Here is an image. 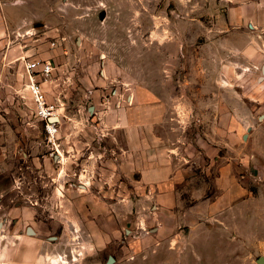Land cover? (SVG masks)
Masks as SVG:
<instances>
[{
  "label": "rangeland",
  "instance_id": "1",
  "mask_svg": "<svg viewBox=\"0 0 264 264\" xmlns=\"http://www.w3.org/2000/svg\"><path fill=\"white\" fill-rule=\"evenodd\" d=\"M174 8L167 0H27V41L24 32H15L6 50L18 51L0 55L1 190L5 203L27 207V227L36 228L44 253L59 264H106L109 257L117 260L112 264H153L149 258L137 262L156 248L149 201L140 203L127 181L91 182L88 177L98 120L89 110L91 102L77 93H88V88L111 97L128 83L158 86L176 107L183 134L193 145L189 149L197 135L210 147L209 156L184 173L192 181L182 188V207L187 211L194 201L191 192L204 188L210 200L222 194V210L200 209L197 221L208 230L202 225L194 234L197 221L190 220V213L185 220L168 222L161 238L193 244L181 264H257L264 259V84L256 81L259 71L252 70L264 64L262 39H257L256 53L250 44L248 56L221 48L211 59L199 51L204 39L195 24L185 40L188 53L182 54L180 40L168 34L179 25L167 21L175 18ZM149 31L159 36L152 38ZM27 50L49 53L48 60L60 68L42 88L59 113L54 142L48 141L26 87L22 61ZM212 159L227 170L216 190V166L203 169ZM232 187L238 195L230 203ZM120 189L125 200L112 193ZM114 204L119 205L116 211L110 209ZM170 249L165 246L162 254L179 247Z\"/></svg>",
  "mask_w": 264,
  "mask_h": 264
},
{
  "label": "crops",
  "instance_id": "2",
  "mask_svg": "<svg viewBox=\"0 0 264 264\" xmlns=\"http://www.w3.org/2000/svg\"><path fill=\"white\" fill-rule=\"evenodd\" d=\"M18 1H23L25 5L18 6ZM167 2L170 5L174 4L175 7L171 9L175 18L167 21L179 24L168 34L172 39L180 40L182 54L187 51L185 40L193 34L195 24L199 25V34L204 39V45L200 46L199 51L207 56L210 55L211 59H214L212 56H218L221 48L230 53L236 52L248 56L251 44V50L255 52L257 43L251 31L254 26L264 30V0L239 2L205 0V3L198 4L196 0H167ZM138 18L145 19L144 16ZM154 19L155 16H152V23L155 22ZM29 21L27 0H0V55L7 56L18 51L6 50L15 32H24L23 37L27 41ZM149 33L152 38L159 36L158 31H149ZM250 38L253 41L250 42ZM80 44L82 46L83 42ZM23 54L30 60L50 61L48 59L51 57L45 51L36 55L31 50H27ZM102 64L106 68V62L103 61ZM52 65L54 70L51 76L56 69H60L53 62ZM66 67L67 65L63 64L61 69ZM104 76L106 77V70ZM89 82L90 85L93 84L92 81ZM47 83L48 81L41 83L42 88L46 89ZM87 90L88 93L79 92L77 95L91 102L89 110L94 115V119L98 120V124L93 127L96 143L89 150L91 163L89 180L109 183L120 180L121 184L123 180L127 181L131 189L129 192L134 191L140 203L144 200L149 201L153 220L157 225L153 230L157 238L153 242L156 248L151 256H142L138 263L149 258L153 264H181L182 256L192 251L188 249L192 243H189L190 240L161 238V234L170 228L169 223L173 219L179 220V217L185 220L189 213L192 215L190 220L194 218L197 221L199 218L197 214L202 208L209 209L213 214L222 210V194L210 200L206 197L204 188H196L191 192L194 201L187 211L182 207V188L185 183L192 181H186L184 173L193 165L199 166L200 160L209 156L210 147L200 135H197L195 147L193 150L189 149L193 145L189 144L183 134L184 130L179 123L176 107L162 96L160 88L156 85L123 84V88L116 89L111 97H107L104 90L90 91L88 88ZM217 162L218 160L212 159L209 164L203 165L204 171H210L212 166H216L214 171L218 172L212 180L215 190L222 188L224 178L227 176V170L217 166ZM1 171L0 160V174ZM234 191L232 187L227 196L230 203L237 198L238 189L236 193ZM112 193H119L124 198L121 189L116 192L112 190ZM118 206L114 204L110 209L116 211ZM30 218L31 213L27 212L26 206L5 203L0 185V264H59L60 260L54 255L44 253V243L38 236L36 228L30 226L34 234H27V222ZM202 225L197 221L196 226L192 228V234L200 230ZM205 230L208 228L206 227ZM172 244L179 249L177 251L175 249L174 253L162 254L165 246L168 251H172L170 249ZM113 263H117V260L114 259Z\"/></svg>",
  "mask_w": 264,
  "mask_h": 264
},
{
  "label": "built area",
  "instance_id": "3",
  "mask_svg": "<svg viewBox=\"0 0 264 264\" xmlns=\"http://www.w3.org/2000/svg\"><path fill=\"white\" fill-rule=\"evenodd\" d=\"M22 62L26 76V87L34 105V113L43 122L48 141L54 142L59 131V113L47 102L39 82V79L47 81L50 78L54 70L52 62L38 59L30 60L29 58H24Z\"/></svg>",
  "mask_w": 264,
  "mask_h": 264
},
{
  "label": "flooded vegetation",
  "instance_id": "4",
  "mask_svg": "<svg viewBox=\"0 0 264 264\" xmlns=\"http://www.w3.org/2000/svg\"><path fill=\"white\" fill-rule=\"evenodd\" d=\"M251 33H253V35L255 36L256 43H257V39H262V42H263V45H264V30H262L258 26H254L252 28ZM263 54H264V52H263ZM263 67H264V64H262L260 67L259 66L258 67L257 66H252V70H258L259 71L260 78H256V81L260 82V84H264Z\"/></svg>",
  "mask_w": 264,
  "mask_h": 264
},
{
  "label": "water",
  "instance_id": "5",
  "mask_svg": "<svg viewBox=\"0 0 264 264\" xmlns=\"http://www.w3.org/2000/svg\"><path fill=\"white\" fill-rule=\"evenodd\" d=\"M263 72H264V67H263ZM27 234L28 235L34 234L33 230L30 227L27 228ZM113 262H114V259L112 257H109L106 264H112ZM257 264H264V259L262 257L258 258Z\"/></svg>",
  "mask_w": 264,
  "mask_h": 264
}]
</instances>
